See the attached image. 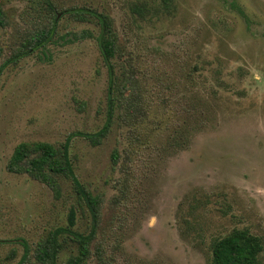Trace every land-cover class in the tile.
I'll use <instances>...</instances> for the list:
<instances>
[{
  "label": "rangeland",
  "instance_id": "rangeland-1",
  "mask_svg": "<svg viewBox=\"0 0 264 264\" xmlns=\"http://www.w3.org/2000/svg\"><path fill=\"white\" fill-rule=\"evenodd\" d=\"M48 1L59 14L54 39L6 63L54 19ZM1 2L0 264H18L25 244V264H40L38 243L68 225L71 209L76 231L92 227L69 179L58 177L56 193L8 169L23 142L71 139L77 176L102 199L89 264H209L213 240L237 228L264 245V0H171L169 10L162 0ZM77 7L113 18L117 83L134 77L124 91L137 93L133 110L115 106L110 117L101 27L65 13ZM82 29L93 37L73 41ZM108 123L100 144L83 135ZM64 246L58 264L77 250Z\"/></svg>",
  "mask_w": 264,
  "mask_h": 264
},
{
  "label": "trees",
  "instance_id": "trees-1",
  "mask_svg": "<svg viewBox=\"0 0 264 264\" xmlns=\"http://www.w3.org/2000/svg\"><path fill=\"white\" fill-rule=\"evenodd\" d=\"M164 10H169L171 0H162ZM162 5V4H161ZM48 6L53 12L54 19L45 26H40L33 31L25 41L14 51L6 63L16 62L22 57L29 55L35 49L45 48L47 43L54 39L57 29L59 14L56 7L48 1ZM143 8V7H142ZM141 11L140 8H137ZM65 13L81 21H93L101 27V34L98 37L102 56L109 67L111 86L110 102L111 114L115 106L122 105L126 112L133 110L134 99L126 96L124 91L128 82H133V78L126 76L124 83H117L115 73V63L118 53H120V40L114 28V20L109 14L98 12L91 8L77 7L70 8ZM7 22L5 10L0 0V25ZM73 41H81L93 37V32L89 29H82L74 34ZM4 64V66L6 65ZM3 66V67H4ZM131 77V76H130ZM118 103V104H117ZM111 122V121H109ZM110 123L104 126L99 132L83 134L94 144H100L102 139L110 130ZM71 139H68L60 148L49 142H23L19 144L8 163V169L15 173H28L34 178L52 187L56 193L60 192L59 176L69 179L76 193L82 199L91 214L92 227L88 233L78 232L74 229L76 222L75 210L71 209L69 221L66 227H59L51 230L44 240L38 243L36 248V259L40 264H58L59 254L65 247L67 239L76 243V253L72 254L65 264H89L95 246L97 230L102 219V199L99 195H94L77 176L74 163L70 155ZM114 162L118 161V154H113ZM116 202L118 198L114 199ZM64 239V242L61 239ZM25 246V253L18 264H25L29 257L30 248ZM212 258L209 264H259L260 254L264 249L262 239L250 232L249 229H234L229 235L213 240L211 244ZM102 247L96 246L95 253L102 258Z\"/></svg>",
  "mask_w": 264,
  "mask_h": 264
}]
</instances>
